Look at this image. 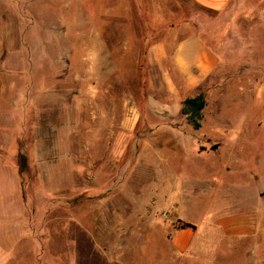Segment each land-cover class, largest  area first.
<instances>
[{
  "label": "rangeland",
  "instance_id": "rangeland-1",
  "mask_svg": "<svg viewBox=\"0 0 264 264\" xmlns=\"http://www.w3.org/2000/svg\"><path fill=\"white\" fill-rule=\"evenodd\" d=\"M20 1L0 0V60H22L20 88L1 86L0 101L21 94L22 80L31 91L55 87L49 158L66 155L64 130L87 149L71 153L63 180L62 167L54 178L38 168L48 154L25 151L34 136L24 139L16 163L35 214L23 264H264V0L220 10L193 0H37L32 12ZM169 29L199 34L220 61L200 92L201 129L112 135L128 101L146 97V49ZM177 219L194 228L183 253L167 242L185 224Z\"/></svg>",
  "mask_w": 264,
  "mask_h": 264
},
{
  "label": "crops",
  "instance_id": "crops-1",
  "mask_svg": "<svg viewBox=\"0 0 264 264\" xmlns=\"http://www.w3.org/2000/svg\"><path fill=\"white\" fill-rule=\"evenodd\" d=\"M14 1L18 3V0ZM193 1L200 7L210 10L225 9L231 2V0ZM23 3H26L23 8L30 12L38 7L37 4L35 5L37 0H21L20 8ZM166 34H169L168 38L159 39L156 43L148 45L146 49V64L149 70L146 97L141 104L134 100L128 101L126 111L120 119L115 121L114 133L112 129L110 131L112 135L121 133L130 136L139 129L145 137L185 134L186 128L184 127L189 125L181 114L182 102L186 99L196 98L201 91L206 89L207 82L214 77L220 66V61L216 53L207 47L199 34L179 37L177 33L171 34L170 29ZM16 57L14 56V59L7 62L0 60V88L6 84L9 88H20L17 75L22 69V60L19 55L18 58ZM151 69H153V73ZM6 74H14L15 80L7 79ZM22 81L21 94L18 93L13 98L0 101V264H10L14 261L23 264L22 258L18 255L23 254L24 244L28 232H30L28 222L32 223L33 214H35L33 211L29 217L26 214L27 202L24 197V185L16 163L19 153L23 152L24 139L27 140L30 136L32 140L34 136V140L26 146L29 148L25 151L32 154L33 152L48 154L43 155L40 160L38 157L36 158V161L40 162L38 168L52 169L48 176L54 178V169L62 167L67 170L62 173L63 180L70 175V169L76 164L71 153L78 152L79 155L84 156L87 150L84 146H78L75 149L72 141H69L71 133L64 130L63 137L65 139L66 136L68 141H64V146L59 151L66 155L62 156L61 162H58L57 165L53 158H49V154L52 156L56 151L53 143L54 125L52 122L49 125L51 119V117L49 119V114L51 115L54 111L55 87L46 86L38 90L33 88L31 91L26 88L25 80ZM35 122L37 123L34 124ZM41 122L42 124L46 122V125H40ZM33 125L37 129L34 134ZM45 126H50L51 130L47 129L45 133L44 129L39 130ZM44 136L48 139L46 143L42 139ZM39 137L42 138L38 140ZM152 159H154L153 156L149 157V161ZM152 162L150 161L151 165ZM78 167L83 168L79 165ZM159 168L158 175L163 174L164 170L160 166ZM53 178L48 181L50 186L54 187ZM177 221L184 222L185 220L177 219ZM185 224L191 225L186 221ZM193 230L173 228L171 241H167L172 246V250L183 253L191 249ZM14 258L15 260H13Z\"/></svg>",
  "mask_w": 264,
  "mask_h": 264
},
{
  "label": "trees",
  "instance_id": "trees-1",
  "mask_svg": "<svg viewBox=\"0 0 264 264\" xmlns=\"http://www.w3.org/2000/svg\"><path fill=\"white\" fill-rule=\"evenodd\" d=\"M206 107V99L204 94H200L194 99H186L181 105V114L184 117L185 122L194 130L198 131L201 128V121L203 118V111ZM22 153H19L17 159H22ZM22 166L19 165L18 171L22 177ZM179 229H194L189 224H182Z\"/></svg>",
  "mask_w": 264,
  "mask_h": 264
}]
</instances>
